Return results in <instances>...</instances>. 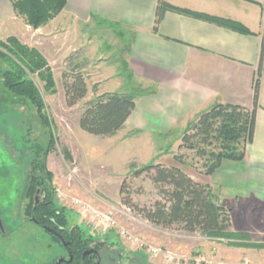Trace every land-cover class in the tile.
Instances as JSON below:
<instances>
[{"label": "rangeland", "instance_id": "1", "mask_svg": "<svg viewBox=\"0 0 264 264\" xmlns=\"http://www.w3.org/2000/svg\"><path fill=\"white\" fill-rule=\"evenodd\" d=\"M47 25L33 29L17 17L0 23V40L16 36L22 43L36 48L52 69L53 86L46 87L36 74L32 79L53 123L55 145L48 154L47 166L53 173L55 198L66 210L69 226L79 225L86 235L104 243L103 248L108 250L105 253L110 258H104L102 264H170L165 256L168 252L181 258V262L175 264H261L258 262L263 260L264 251H237L230 248L232 245H219L221 240H211L199 233L182 232L176 227L164 229L141 217L126 203L130 199L140 207L150 206L160 197L146 173L133 174L132 162L137 167L158 162L172 164L174 154L181 152L188 161L183 169L199 180L205 176L203 160L186 149L179 150L184 132L180 130L168 138L146 136L132 127L112 137L84 131L79 119L86 101L110 90L138 93L139 89L120 73L122 64L111 54L118 49L117 45L111 47L115 42L112 34L94 31L93 26L83 24L72 31L67 26L49 28ZM75 69L84 73L89 91L86 98L70 106L64 86ZM3 120L5 115L0 111V218L3 225L0 264H56L66 253L59 250V242L32 223L31 215L26 213L29 199L25 198L23 189L28 151L19 147L17 134L16 137L3 128ZM82 204L110 215L115 225L108 226L91 215H83ZM141 242L161 252L157 256L147 255L140 249Z\"/></svg>", "mask_w": 264, "mask_h": 264}, {"label": "crops", "instance_id": "2", "mask_svg": "<svg viewBox=\"0 0 264 264\" xmlns=\"http://www.w3.org/2000/svg\"><path fill=\"white\" fill-rule=\"evenodd\" d=\"M164 1L237 23L247 32L174 10L165 12L155 31L159 0H68L47 27L62 25L72 31L83 24L115 37L111 47L118 49L111 54L122 64L120 73L135 88L146 89L138 94L126 128L146 136L168 138L176 130L185 131L216 103L253 107L264 48V0ZM16 18L11 2L0 0V23ZM258 105L254 140L245 159L224 160L212 175L198 181L210 184L231 210L234 231L257 236L260 240L254 242L264 244V54ZM221 241L219 245H228ZM230 248L264 251V247ZM258 263L264 264V258Z\"/></svg>", "mask_w": 264, "mask_h": 264}, {"label": "trees", "instance_id": "3", "mask_svg": "<svg viewBox=\"0 0 264 264\" xmlns=\"http://www.w3.org/2000/svg\"><path fill=\"white\" fill-rule=\"evenodd\" d=\"M17 17L33 29H39L55 19L66 7L68 0H9ZM167 10L207 18L247 32L243 26L173 7L159 0L154 30ZM254 86V105L246 107L234 103H216L201 112L185 129L179 150L186 149L203 160L202 172L212 175L224 160L243 161L247 148L253 143L258 109L262 59ZM53 86L52 69L44 56L34 47L22 43L16 36L0 40V111L5 115L3 128L17 137L19 147L28 151L24 196L29 199L26 213L33 215L35 196L39 203L34 215L40 224L58 230L71 241L73 260L70 264H87L83 259L86 249H102L104 243L86 235L79 226H69L64 207L56 201L53 173L47 166L50 150L55 145L53 123L45 112V102L32 75ZM67 103L76 105L88 94L87 80L81 71L74 70L65 82ZM136 92L108 91L98 93L85 102L79 119L80 127L99 137H112L126 128V122L136 108ZM17 134V135H16ZM68 153V152H67ZM69 155V153H68ZM186 154H174L172 164L149 163L137 167L130 164L135 176L144 173L158 189L159 199L150 206H138L128 199L126 203L141 217L164 229L178 228L186 233H199L211 240H224L228 245L264 247L254 242L252 234L232 229L231 210L208 184L193 178L183 169ZM39 190V193H38ZM123 191V189H122ZM59 242L58 239L53 237Z\"/></svg>", "mask_w": 264, "mask_h": 264}, {"label": "flooded vegetation", "instance_id": "4", "mask_svg": "<svg viewBox=\"0 0 264 264\" xmlns=\"http://www.w3.org/2000/svg\"><path fill=\"white\" fill-rule=\"evenodd\" d=\"M33 210H34V208H33ZM32 217V216H31ZM1 219V218H0ZM31 219V218H30ZM2 220V219H1ZM2 222V221H1ZM32 223H34V224H36L37 226H40V227H42L46 232H47V234H49L52 238L53 237H55L56 239H58L59 240V244L61 245V248L59 249V250H61V251H65V253H66V255H61L59 258H58V260H57V262H56V264H70L71 262H68V260H69V258H70V256H69V253H68V249L62 244V241H61V238L62 239H64L67 243H69V246H70V251H73L72 250V248H71V241H67L63 236H62V234H60V232L58 231V230H55V229H52V228H49V227H47L46 225H40V224H38V223H36V222H33V221H31ZM39 222V221H38ZM43 226H45V227H43ZM1 229H3V225H2V227H0ZM49 229H51V230H49ZM53 231H55V232H57L58 233V236L57 235H55L54 234V232ZM51 238V240H53ZM91 250H93V251H96L97 253H92L91 255H87V256H84V253L86 252V251H91ZM83 251H85L84 253H83V259H84V261L87 263V264H102V262H103V260H104V258H110V255L108 254V253H105V251H108L107 249H105V248H102V249H96V248H91V249H86V250H83ZM72 255H73V253H72ZM60 259H62V261L59 263V261H60ZM73 260V259H72Z\"/></svg>", "mask_w": 264, "mask_h": 264}, {"label": "built area", "instance_id": "5", "mask_svg": "<svg viewBox=\"0 0 264 264\" xmlns=\"http://www.w3.org/2000/svg\"><path fill=\"white\" fill-rule=\"evenodd\" d=\"M80 210H81V213L83 215H86V216L91 215V216L97 218L98 220L102 221L105 225H108V226H114L115 225V222L110 215L96 211L88 204L80 205ZM139 246H140V249L147 255L157 256L161 252L159 248L154 247V246L149 245V244L144 243V242L139 243ZM165 256H166L167 262L170 264H175V263L181 262V258L174 253L168 252V253H166ZM216 264H223V263H216Z\"/></svg>", "mask_w": 264, "mask_h": 264}, {"label": "water", "instance_id": "6", "mask_svg": "<svg viewBox=\"0 0 264 264\" xmlns=\"http://www.w3.org/2000/svg\"><path fill=\"white\" fill-rule=\"evenodd\" d=\"M38 193H39V190H38ZM38 203H39V198H38V196H36V198H35V206H34V210H33V215H32V217H31V221L40 224V223L38 222V220L36 219L35 215H34V211H35V209H36ZM40 225H41V224H40ZM41 226H42V225H41ZM0 227H2L1 219H0ZM43 227H45V226H43ZM49 230H51V229H49ZM51 231H52V230H51ZM53 232H54L55 235L58 236V233H57V232H55V231H53ZM61 241H62V244H63V245L69 250L68 253H69L70 258H69L68 262H71L72 259H73V255H72V251H70L69 243H67V242H66L64 239H62V238H61ZM92 253H97V252H96V251H93V250H91V251H86V252L84 253V256L91 255ZM61 261H62V259H60L59 263H60Z\"/></svg>", "mask_w": 264, "mask_h": 264}]
</instances>
